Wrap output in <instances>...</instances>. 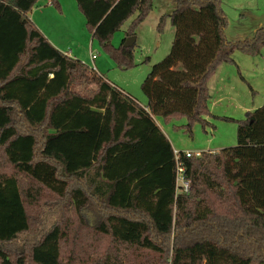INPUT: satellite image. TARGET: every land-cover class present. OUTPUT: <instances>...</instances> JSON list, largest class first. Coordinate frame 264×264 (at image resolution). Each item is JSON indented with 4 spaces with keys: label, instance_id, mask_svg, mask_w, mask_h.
<instances>
[{
    "label": "trees",
    "instance_id": "trees-1",
    "mask_svg": "<svg viewBox=\"0 0 264 264\" xmlns=\"http://www.w3.org/2000/svg\"><path fill=\"white\" fill-rule=\"evenodd\" d=\"M75 1L93 38L133 67L135 43L111 39L137 14L126 32L135 36L153 0ZM37 2L0 0V264H133L134 253L156 264H264V104L216 117L237 123V145L180 151L188 193L155 120L186 117L190 135L196 122L212 126L211 77L236 51L260 54L264 27L230 41L221 0H171L175 37L141 84L143 107L58 49L28 15Z\"/></svg>",
    "mask_w": 264,
    "mask_h": 264
},
{
    "label": "rangeland",
    "instance_id": "rangeland-1",
    "mask_svg": "<svg viewBox=\"0 0 264 264\" xmlns=\"http://www.w3.org/2000/svg\"><path fill=\"white\" fill-rule=\"evenodd\" d=\"M60 1L63 4V14L57 15L59 11L56 7L53 8L41 17L42 26L50 31L49 34L56 42L66 48L65 51L71 50L74 55L78 54L80 57L82 56L78 50L84 51L85 57L82 58L86 61L92 49L97 58L101 59L103 70L99 71L112 84L129 93L141 106L146 107L148 99L141 89V84L153 66L169 54L175 37V27L167 16L173 10L171 0H153L152 10L137 26L133 51L135 65L130 68L119 67L103 49L98 39L93 38L86 26V18L75 0ZM221 6L228 18L225 34L230 41L251 38L257 30L264 27V0H221ZM136 16L137 14L132 15L113 34L111 39L113 46H120L124 38H128L127 29ZM162 16H165V20L159 29L158 24ZM233 57L239 62L238 66L222 63L221 69L226 67L227 71L220 72L221 69L218 68L216 76L213 75L208 84L210 104L214 101L212 97H223L213 109L215 115L213 114L212 118L215 120L213 123L218 126L217 131L214 124L204 129L201 123L196 122L190 135L184 129L186 117L173 118L165 122L161 116H156L176 151L193 150L197 153L217 144H223L224 148L237 145V123L216 117L223 114L235 120L243 119L247 110H254L264 104V47L260 54L250 55L236 51ZM223 74L226 76L225 81L220 80ZM227 76L233 77L227 79ZM149 257L150 259L147 253L142 255L134 253L130 254V261L133 264H156L154 257ZM78 264L87 263L80 261Z\"/></svg>",
    "mask_w": 264,
    "mask_h": 264
},
{
    "label": "crops",
    "instance_id": "crops-1",
    "mask_svg": "<svg viewBox=\"0 0 264 264\" xmlns=\"http://www.w3.org/2000/svg\"><path fill=\"white\" fill-rule=\"evenodd\" d=\"M57 2L58 6L56 4H54V2ZM53 2V0H38L36 6L28 13L29 17L34 21V23L36 24V26H39L38 28L41 30H43L44 32V35L58 48L60 49L61 51L63 52H67L69 53L70 55L76 57V58H79L80 60H82L84 63H89L90 65H92V68H95L100 74H103L101 71H99V69H102L103 70V67L100 63V60L99 58H97L98 56L96 55V53L90 49V54L87 55L88 56V62L86 60H84L82 57H85V54H84V51L81 50H78V53H80V55L82 57H80L78 54H73V52L70 50L69 52L68 51H65L66 48H63L61 45L62 44H59L58 42H56V40H54V38L49 34L50 31H47L46 28H44L41 24V21L40 19H42L41 17L42 16H45L47 14V12H49L50 10H53V8H57V10L59 11V13H57V15H60V14H63L64 12V9H63V4L60 0H55ZM53 16V15H52ZM41 30V31H42ZM84 46V45H83ZM92 48V47H91ZM64 49V50H63ZM79 49V48H78ZM83 49V48H81ZM93 54L95 56V58H91L90 55ZM235 60V63H226V64H232V65H236L238 66L239 62L237 61L236 57L234 58ZM88 65V64H87ZM89 66V65H88ZM221 66V65H220ZM221 69V67H219ZM219 69V70H220ZM225 72L227 71V68H223L221 69L220 72ZM229 71V70H228ZM217 72L214 74V76H216ZM233 77V76H232ZM231 76H227V79H232ZM226 79V76L225 74H223L220 78L221 81H225ZM212 99L214 100L211 104H210V112H211V115L210 116H207L206 119L207 121L210 123V124H214L213 121L214 118H212L213 114L215 115L213 109H215V106H216V103L219 102L220 100L223 99V97H212ZM248 111V110H247ZM219 116H226V115H219ZM155 120L157 122V124L160 126V128L163 130V132L165 133V135L167 136V138L169 137L166 132L164 131V129L161 127V125L159 124V122L157 121L156 119V116H155ZM215 127H216V131L218 130V126H216V124H214ZM169 139V138H168ZM170 140V139H169ZM222 140H220V143H221ZM171 142V141H170ZM215 144V143H214ZM225 146L223 144H217L216 146H211V147H207L205 148L204 150H202L201 152L203 151H219L220 149L224 148ZM187 151H191V152H194L193 150H187Z\"/></svg>",
    "mask_w": 264,
    "mask_h": 264
},
{
    "label": "built area",
    "instance_id": "built-area-1",
    "mask_svg": "<svg viewBox=\"0 0 264 264\" xmlns=\"http://www.w3.org/2000/svg\"><path fill=\"white\" fill-rule=\"evenodd\" d=\"M92 58H95L93 54H91ZM95 69V68H94ZM185 155L187 157L191 156H200L201 152H191V151H184ZM175 155H176V160H177V165H178V170H177V184L179 185V189L182 192L188 193L189 190L191 189V184L190 182L185 178L184 176V169L181 166L179 162V157H180V151L175 150Z\"/></svg>",
    "mask_w": 264,
    "mask_h": 264
},
{
    "label": "water",
    "instance_id": "water-1",
    "mask_svg": "<svg viewBox=\"0 0 264 264\" xmlns=\"http://www.w3.org/2000/svg\"><path fill=\"white\" fill-rule=\"evenodd\" d=\"M136 41V36H130L128 37L125 42H124V46L125 47H130V46H133L134 43Z\"/></svg>",
    "mask_w": 264,
    "mask_h": 264
}]
</instances>
